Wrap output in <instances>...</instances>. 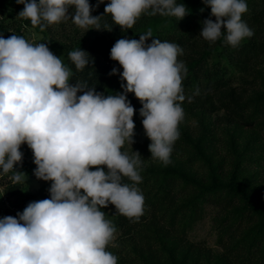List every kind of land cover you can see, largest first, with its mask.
Segmentation results:
<instances>
[{"label":"clouds","instance_id":"1","mask_svg":"<svg viewBox=\"0 0 264 264\" xmlns=\"http://www.w3.org/2000/svg\"><path fill=\"white\" fill-rule=\"evenodd\" d=\"M102 2L16 0L24 5L17 15L41 32L69 18L85 32L111 31L112 26L101 24L103 14L92 15ZM203 4L210 6V17L202 21L199 33L206 41L223 36L225 43L237 47L254 35L241 18L247 0ZM187 9L177 0H109L104 14L127 30L142 14L180 20ZM149 37L151 29L139 39L116 40L109 55L122 66V91L104 95L86 80L70 83L76 72L94 63L88 51L79 47L68 52L73 71L46 43L0 35V176L10 173L12 184L24 182L25 173L15 166L22 163L20 146L27 144L35 177L52 182L49 198L29 202L16 216L0 217V264H117V256L108 250L115 247L116 227L101 209L111 204L120 214L137 219L144 210L137 186L142 156L122 151L125 142L132 145L135 128L136 110L127 94L139 99L141 123L151 141L148 149L163 165L171 162L178 125L185 118L182 80L187 68L177 59L183 49L159 38L149 43ZM117 72L113 67L110 74ZM125 177L133 183H125Z\"/></svg>","mask_w":264,"mask_h":264},{"label":"trees","instance_id":"2","mask_svg":"<svg viewBox=\"0 0 264 264\" xmlns=\"http://www.w3.org/2000/svg\"><path fill=\"white\" fill-rule=\"evenodd\" d=\"M108 2L99 3L92 15L103 14L101 24L112 26L111 31L89 29L90 35L84 31L77 36L80 30L69 18L60 22V27H47L41 32L43 41L50 45L52 34L58 33V28L61 32L63 26V39L54 40L50 49L55 47L65 55L63 61L73 71L75 67L68 52L80 47L94 58V63L76 72L70 83H75L76 79L86 80L104 95L121 92L119 72L123 69L118 61L110 58V49L120 38L139 39L141 33L151 29L153 37L147 42L159 38L177 43L183 49V54L177 57L187 68L182 80L186 97L183 109L185 105L192 111L200 109L204 120L214 115L213 128L216 129L208 135V127H204L196 135L197 128L191 132L188 126H181L182 136L174 143L171 162L167 165L151 157L148 149L151 141L147 136L143 141L134 139L130 149L125 142L122 151H139L143 161L159 163L142 167L141 173L147 176L137 186L144 196L143 213L137 219L117 211L113 225L118 235L113 241L115 247L110 245L108 250L117 256V264H264V176L256 172L264 171L260 163L264 162V74L261 68H256L264 63V0H247L248 10L241 18L254 35L243 39L237 47L225 43L223 36L209 42L199 34L202 21L210 17V6L204 5L203 0H177L188 8V13L180 20L145 13L127 30L114 24L110 14H104ZM89 3L95 5L98 0H89ZM17 11L16 0H0V35L5 38L20 35L10 29L12 26L17 31L32 27L29 20L19 17L14 21ZM69 11H72L71 6ZM11 18L13 21H7ZM211 18L215 20L214 16ZM5 23L11 25L3 30ZM35 29L40 32L38 26ZM113 67L118 69L116 74H110ZM239 72L247 76L239 77ZM197 89L199 93L195 94ZM127 97L136 110L132 118L134 124L142 126L139 99L131 92ZM217 136L219 141L214 140ZM241 137L244 139L240 140ZM218 147L227 150L224 154L218 153ZM257 149L263 156L252 155ZM179 154L183 160L179 159ZM25 162L33 167L30 161ZM198 166L202 169L198 170ZM95 167L92 166V170ZM150 178H153L151 186ZM124 182L133 183L127 177ZM5 187L7 194H14L22 183H9ZM46 187L48 184L42 190ZM26 194L25 207L34 196ZM46 194L49 195V191ZM43 198L47 196L44 194ZM208 201L217 209L212 220L223 245L222 254H212L210 249L189 239ZM101 210L106 218L107 210ZM15 211L9 210L8 215L16 216Z\"/></svg>","mask_w":264,"mask_h":264},{"label":"rangeland","instance_id":"3","mask_svg":"<svg viewBox=\"0 0 264 264\" xmlns=\"http://www.w3.org/2000/svg\"><path fill=\"white\" fill-rule=\"evenodd\" d=\"M24 7L23 4H17V13H16V17L14 19V21H17L19 19V16L17 15L19 13V9L22 10ZM7 21H13V18L8 19ZM0 24H1V18H0ZM9 23H5L4 28H2L3 30L5 28H10ZM59 26L58 24H53L48 26L49 28H53V26ZM74 27H77L75 24H73ZM60 27V26H59ZM58 28V27H56ZM78 28V27H77ZM76 28V29H77ZM12 30H14V33L19 34L18 36H24L26 40L33 42V43H46L45 41H43V34L40 32H38L35 27H23L20 28L19 31H17L16 28H10ZM80 31L79 33H77V36H80L81 32H84V29L78 28ZM61 29H57L58 33L52 34L49 38H53L52 41H50V45H47L50 49V46H53L55 44L54 40H62L63 37L61 36L62 31H64L63 26H62V31L60 32ZM65 33V32H64ZM87 35H90L92 33L91 30H87L86 31ZM55 48V47H54ZM52 48L53 50H51L53 52L54 55L60 57V59L62 60V62L64 63L63 59L65 57V55L61 54L58 50ZM256 68L258 69H262L263 74H264V63H260L259 65L256 66ZM251 74H253V71L251 70ZM247 76L246 73H241L239 72L237 76ZM239 77H236L239 79ZM238 82H240L238 80ZM241 84V83H240ZM184 113H185V118L184 120H182L179 125H178V129L180 132V136L182 132V129L180 128L181 126H188V130L190 129L191 132H193V128H197L196 131V135H198L200 133V130L203 129L204 127H208L206 134H210L209 132H211V130H214V132H216V129L213 128L214 127V120H215V116L211 115L207 120H204L202 117V113L200 112V109H195V110H190V108L188 107V105L184 106ZM201 124V126H200ZM183 129H185V127H183ZM146 137L145 134V130L143 128V126H140L139 124L135 125L134 128V136H133V140L134 139H139L140 141H143ZM184 137V136H183ZM244 139V137H241L240 140ZM215 141H219L218 140V136L214 137ZM127 144V148L130 149L131 144L126 142ZM26 145V148H29ZM25 148V149H26ZM211 148V147H210ZM22 149V150H25ZM29 150V149H28ZM227 149L225 147H218V153H222L224 154V151H226ZM27 151V150H26ZM213 148H212V152H213ZM251 152V151H250ZM27 154L30 158V162L29 164L32 165L33 167L27 166V165H23L20 167L21 172L25 173L22 174L25 176V180L24 182H22V187L14 194H7L6 192V187L4 185H0V192L2 193V195L0 196V217H3L5 215H8V211L9 210H13L16 212H22L23 209L25 208V199H26V193H31L34 194L32 198V201H37V200H41L44 199L43 195L45 194L47 196V198L50 197V193L49 195L46 194V191H48L49 187H50V182L48 183L47 181H44L43 179H38L35 177L33 170L34 168H36V165L33 163V153L32 151H27ZM258 154V155H257ZM252 155H256V156H263L262 153L259 151V149L254 150ZM179 159L183 160V157L181 154H179ZM173 162L175 161L174 158H172ZM262 162V163H261ZM157 164L159 162H152V161H143V166L142 167H146L150 164ZM260 163L262 164V166L264 167V162L261 160ZM35 166V167H34ZM194 167H197V165H193ZM201 166H198V170L202 169L199 168ZM256 172H260L259 176H264V171H256ZM145 175V176H144ZM142 178L146 177L147 174L141 173ZM149 182H151V184H149L150 186L153 185V178L149 180ZM48 184V187H46L44 190H42L43 186H46ZM143 184V183H142ZM146 192V189L145 191ZM153 192H155V189H153ZM44 193V194H43ZM26 194V195H25ZM9 207H12L9 208ZM107 210V215H106V219L110 220L112 222V224H115V220H116V213H117V209H115L114 205L109 204L106 208H104ZM217 211L216 207L214 206V203H210V201L205 203V212L204 214L199 217L198 221H196V223L193 226V230L190 231L189 233V239L196 243L197 245L202 244L206 249H210L212 254H222L223 253V245L222 243L219 241V235L217 230L215 229L214 225H213V220L212 218L214 217V213ZM118 233L115 235L117 236ZM114 244V243H113ZM205 249V250H206ZM203 254V253H202ZM132 258H134V255H132ZM207 261V259H206Z\"/></svg>","mask_w":264,"mask_h":264},{"label":"built area","instance_id":"4","mask_svg":"<svg viewBox=\"0 0 264 264\" xmlns=\"http://www.w3.org/2000/svg\"><path fill=\"white\" fill-rule=\"evenodd\" d=\"M26 145L25 144H22L21 146H20V150L22 151V153H23V157H22V163L21 164H19V165H16L15 167H16V169L19 171L20 170V167L21 166H23V165H25V161H30V158H29V156H28V154H27V151H32L30 148H26ZM22 149H25V150H22ZM29 149V150H28ZM27 150V151H26ZM11 174L9 173V174H6V175H4V176H6L5 177V179H4V181H3V176H0V185H4V186H6V185H8L9 183H11V181H10V179H9V176H10Z\"/></svg>","mask_w":264,"mask_h":264}]
</instances>
